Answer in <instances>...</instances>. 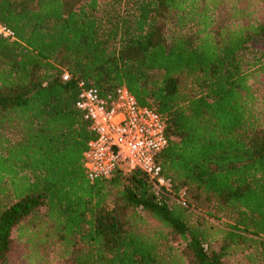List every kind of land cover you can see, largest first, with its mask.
<instances>
[{
  "label": "trees",
  "instance_id": "16d2710c",
  "mask_svg": "<svg viewBox=\"0 0 264 264\" xmlns=\"http://www.w3.org/2000/svg\"><path fill=\"white\" fill-rule=\"evenodd\" d=\"M0 23V264H264V0H0ZM79 82L162 117L169 191L88 179Z\"/></svg>",
  "mask_w": 264,
  "mask_h": 264
},
{
  "label": "built area",
  "instance_id": "2783aa9c",
  "mask_svg": "<svg viewBox=\"0 0 264 264\" xmlns=\"http://www.w3.org/2000/svg\"><path fill=\"white\" fill-rule=\"evenodd\" d=\"M0 37L17 41L14 31L2 23ZM68 78V74L63 76V80ZM78 87L76 108L82 112L92 133L83 153L88 179L106 178L116 171L140 170L157 186L169 191L170 180L162 176L156 162L157 155L169 143L162 117L153 109L139 105L125 87L107 96L83 82H79ZM177 198L186 206L184 190L177 193Z\"/></svg>",
  "mask_w": 264,
  "mask_h": 264
}]
</instances>
